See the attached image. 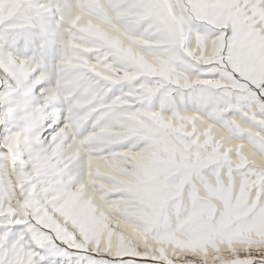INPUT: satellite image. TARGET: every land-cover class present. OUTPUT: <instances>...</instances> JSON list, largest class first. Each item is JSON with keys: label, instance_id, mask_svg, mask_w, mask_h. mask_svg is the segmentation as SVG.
<instances>
[{"label": "snow or ice", "instance_id": "snow-or-ice-1", "mask_svg": "<svg viewBox=\"0 0 264 264\" xmlns=\"http://www.w3.org/2000/svg\"><path fill=\"white\" fill-rule=\"evenodd\" d=\"M0 264H264V0H0Z\"/></svg>", "mask_w": 264, "mask_h": 264}]
</instances>
